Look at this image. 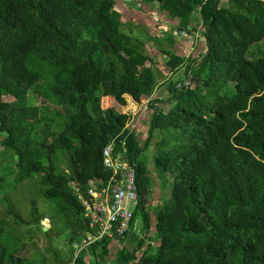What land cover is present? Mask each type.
Masks as SVG:
<instances>
[{
  "label": "trees",
  "instance_id": "16d2710c",
  "mask_svg": "<svg viewBox=\"0 0 264 264\" xmlns=\"http://www.w3.org/2000/svg\"><path fill=\"white\" fill-rule=\"evenodd\" d=\"M135 1L177 22L149 37L166 55L160 64L142 51L145 34L125 30L116 0H0V189L35 180L73 248L96 232L82 199L113 176L103 151L126 142L139 195L131 231L141 215L147 234L115 264H264V55L253 51L264 41V0ZM170 32H201L203 53L162 47L178 43ZM161 82L165 96L154 99ZM129 99L153 111L144 147L131 127L138 110L117 109ZM154 140L155 173L171 190L150 211L152 176L139 158ZM31 203L32 221L10 203L11 222L0 219V264H33L19 228L28 238L55 233ZM111 242L66 263L87 264L88 250L102 263Z\"/></svg>",
  "mask_w": 264,
  "mask_h": 264
},
{
  "label": "rangeland",
  "instance_id": "374dc122",
  "mask_svg": "<svg viewBox=\"0 0 264 264\" xmlns=\"http://www.w3.org/2000/svg\"><path fill=\"white\" fill-rule=\"evenodd\" d=\"M116 2V8L121 11L124 17V23L127 24L125 30H128V25H130L136 29L137 32L135 31V34H138L139 31L140 34H145L146 36H144L142 39L145 43V47L142 49V51L146 52V54L152 55L157 63L160 64L166 55L162 53L161 46L158 47L151 41V39H149V37L163 38L168 33V31H170V24L172 23L176 25L177 22H173L165 14L151 12L148 6L142 5L141 7V4L137 3L135 0H116ZM171 34H174L177 37L178 43L171 45L168 43V40L164 39L162 47L166 48L167 50H171L178 55L190 54L192 50L196 49L197 50L194 52L195 56L203 53L205 40L201 36V32L200 34L196 33V37L195 35H189L184 39L180 37L178 32H172ZM139 36L141 37L142 35ZM253 51L258 55H264V41L254 46ZM183 74V71L179 72L175 77L176 81L184 80L185 77ZM162 83L163 82H161V85H159L157 88L154 99L160 96H165L167 86L164 84L162 85ZM117 107V109L121 111L133 113L138 110L144 114V117L140 119V121L136 119L131 125L134 131L139 134L140 143L142 144V147H144L148 137L151 115L153 113L152 110L147 108V102L137 109V104L132 103V101L129 99V104L127 107H120L119 105ZM158 153L160 152L157 140H154L151 147L147 148L139 158V161L146 160V167L151 172L150 174L152 176L149 194L147 196V206L150 211H152L157 206L162 195L164 200L163 202L170 198L171 186L166 188L163 192L161 179L155 173L156 170L154 168L153 161L154 157L157 156ZM17 185L19 187L15 186V189L12 186L8 187V191L5 189H0V219L5 218L7 221L11 222V218L6 212L8 204L10 203L15 207L16 211L21 213L26 221H32L34 219L32 217L34 208L31 202L32 199H35L37 212L48 217L41 223L43 230L48 231L52 225L55 226V233L50 234V236L36 232L35 234L32 233V238H28L27 235L29 227L19 228L23 233V236L26 237V244L21 254L32 261L33 264H67L66 262L71 260L72 257L76 258L78 251L70 247V232L66 231L62 218H60L57 214L56 206L47 201L45 198L41 197L40 192L38 191L39 187L37 182L32 180ZM6 198H8L9 201H7ZM130 209H132L131 206ZM135 224L136 226L132 231L129 232L127 236L126 243L128 250H131L132 248V246H128L130 242L136 245L141 239H145L144 236L147 234L144 227L145 223L141 215H138ZM154 234V231L150 232L151 236H154ZM146 242L148 245L149 242ZM144 249H146L145 246L143 250ZM56 252L59 253L56 254ZM86 259L87 264H105L100 263L98 255L95 254L92 256L90 255ZM107 259H109L108 262H111L113 261L114 257Z\"/></svg>",
  "mask_w": 264,
  "mask_h": 264
},
{
  "label": "built area",
  "instance_id": "2783aa9c",
  "mask_svg": "<svg viewBox=\"0 0 264 264\" xmlns=\"http://www.w3.org/2000/svg\"><path fill=\"white\" fill-rule=\"evenodd\" d=\"M125 145L126 142L122 150H117L114 142L105 147L103 164L113 176L105 185L91 189L89 198L82 199L84 217L89 228L96 232L91 231L80 243H73L78 253L102 239H124L131 231V222L139 205L138 179L135 166L126 158Z\"/></svg>",
  "mask_w": 264,
  "mask_h": 264
},
{
  "label": "crops",
  "instance_id": "0c3cea01",
  "mask_svg": "<svg viewBox=\"0 0 264 264\" xmlns=\"http://www.w3.org/2000/svg\"><path fill=\"white\" fill-rule=\"evenodd\" d=\"M144 117V114L143 113H141V112H136V116H135V118H134V121L137 119L138 121H140V119H142ZM144 238H146V236H144ZM126 240H127V238H124V239H121V240H116V241H112L110 244H109V246H108V248H109V253H108V255L106 256V260L104 261V262H102V263H105V264H115V258H116V256H117V254L121 251V250H123V249H126V248H128L127 247V243H126ZM128 246H134L135 247V245L133 244V243H129V245ZM145 247H147V246H145ZM96 252H94V254H95ZM99 253V252H98ZM92 252H90L89 250H88V252H87V254H86V258L87 257H89L90 255L92 256V255H94ZM114 257V259H113V261H111V262H108V260L109 259H107V258H113ZM90 259V258H89ZM88 259V260H89ZM87 260V259H86Z\"/></svg>",
  "mask_w": 264,
  "mask_h": 264
}]
</instances>
